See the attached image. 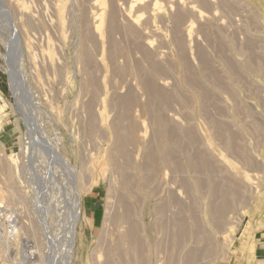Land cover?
Wrapping results in <instances>:
<instances>
[{
  "label": "rangeland",
  "instance_id": "obj_1",
  "mask_svg": "<svg viewBox=\"0 0 264 264\" xmlns=\"http://www.w3.org/2000/svg\"><path fill=\"white\" fill-rule=\"evenodd\" d=\"M263 241L264 0H0V264Z\"/></svg>",
  "mask_w": 264,
  "mask_h": 264
},
{
  "label": "crops",
  "instance_id": "obj_2",
  "mask_svg": "<svg viewBox=\"0 0 264 264\" xmlns=\"http://www.w3.org/2000/svg\"><path fill=\"white\" fill-rule=\"evenodd\" d=\"M256 249H257L258 255L256 259L252 262V264H264V241L257 244Z\"/></svg>",
  "mask_w": 264,
  "mask_h": 264
},
{
  "label": "bare ground",
  "instance_id": "obj_3",
  "mask_svg": "<svg viewBox=\"0 0 264 264\" xmlns=\"http://www.w3.org/2000/svg\"><path fill=\"white\" fill-rule=\"evenodd\" d=\"M16 1H17V0H16ZM20 7H21V6H20ZM160 129L162 130V132L160 133V134H161L160 136L165 135V134H162V133H165V132H166V131H165L166 129H164L163 126H160ZM165 136H166V135H165ZM167 137H168L169 140H170L171 135H168ZM162 139H165V137H162ZM165 140H166V139H165ZM169 140H168V141H169ZM166 142H167V141H165V143H166ZM167 143H168V142H167ZM161 144H162V142H161ZM162 145L167 146L168 144H167V145H166V144H162ZM165 146H164V149H163V148H161V149L163 150V152L166 150V151H165V152H166V156H165V155H164V156L167 157V159H168V155H169V153H168V149H165V148H166ZM159 149H160V148H159ZM158 151H159V150H158ZM165 157H164V159H165ZM165 160H166V159H165ZM167 161H168V160H167ZM167 161H166V162H167ZM66 166H67V165H66ZM10 196H11V198H15V196H13V195H10ZM12 196H13V197H12ZM11 200H13V199H11ZM17 200H18V199H17ZM22 200H23V199H22ZM12 203H14V202H11V204H12ZM73 203H74V202H73ZM14 204H15V203H14ZM78 204H79V203H78ZM78 204H77V205H78ZM9 205H10V203H9ZM9 205H8V206H9ZM12 206H13V204H12ZM14 207H15V205H14ZM75 208H76V206H75ZM78 208H79V207H78ZM77 215H78V214H77Z\"/></svg>",
  "mask_w": 264,
  "mask_h": 264
}]
</instances>
